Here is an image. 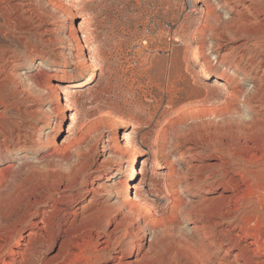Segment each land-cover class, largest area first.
<instances>
[{"label":"rangeland","instance_id":"obj_1","mask_svg":"<svg viewBox=\"0 0 264 264\" xmlns=\"http://www.w3.org/2000/svg\"><path fill=\"white\" fill-rule=\"evenodd\" d=\"M68 2L65 16L55 0H0V143L7 134L15 145L5 153L0 146V168L11 164L0 173V209L21 179L39 184V196L67 183L65 199L78 211L81 204L85 210L100 204L112 206L113 214L128 196L141 210L138 236L120 228L113 243L118 256L133 260L162 239H195L186 212L219 190L220 174L245 167L258 180L247 208L256 209L250 227L264 237V136L254 135L255 141L243 134L252 112L242 97L230 95L245 93L253 81L232 70L229 46L219 48L212 31L235 8L221 0ZM76 26L80 49L71 45ZM84 54L89 63L76 67ZM259 60L261 69L264 55ZM61 77L67 79L63 90H53ZM214 161L224 162L206 172L213 182L208 193L185 187L179 177L188 178L190 166ZM132 164L140 170L134 182L128 179ZM169 168L178 177L168 176ZM90 184L100 187L95 195L86 189ZM113 221L93 230L94 238L103 241ZM46 249L31 264L55 245ZM115 250H105L103 260ZM86 253L58 263L95 264Z\"/></svg>","mask_w":264,"mask_h":264},{"label":"bare ground","instance_id":"obj_2","mask_svg":"<svg viewBox=\"0 0 264 264\" xmlns=\"http://www.w3.org/2000/svg\"><path fill=\"white\" fill-rule=\"evenodd\" d=\"M55 1L58 9L68 16V0ZM221 1L224 5H229L230 10L235 8V11L221 25L219 19L216 20L217 24L212 27V31L219 48L229 46L230 51H227V55L230 57V62L228 64L232 70L248 75L253 81L248 91L244 90L245 93L236 90L230 93L235 99L242 97L244 105L252 112L249 123L245 124L243 129L241 128L243 134L248 135L251 140L254 135L264 136V66L261 69L258 68L260 56L264 55V0ZM72 28L75 30L71 37V45L79 48L81 36L78 33V27ZM237 41L240 44H230ZM89 61V55L84 54L73 63L76 67H84ZM66 81L65 77L54 81L53 90L61 92ZM64 119L65 114L61 122ZM9 137L7 134L1 135L0 146L4 153L15 148V145L12 146L9 141H6ZM262 142H264L263 139ZM223 162L221 161V164ZM221 164L216 161L201 166L196 164L190 166L191 174L188 178H179L184 180L187 189L192 190L201 186L204 189L202 191L208 193L213 182H208L206 172L211 168L222 166ZM9 167L11 164L4 165L0 168V173ZM236 169V172L231 169L230 174L227 171L220 174L219 190L210 192L212 193L210 197L202 198L186 212L184 217L194 224L195 239L187 237L162 239L156 244H148L149 247L133 260H123L118 256L121 250L120 247H115L113 234L120 228H125V234L136 239L138 233L135 215L137 217L141 214L136 201L128 196L121 197L120 207L114 209L113 214L109 213L113 209L112 206L100 204L91 206L92 208L87 210L84 208L85 204H81L78 206L80 208L78 211L71 208L65 199L68 196L63 191L65 186H68L67 183L55 189L54 193L47 191L39 196L36 195L39 184L32 185L26 180H17L12 184V192L6 195V198L4 197V205L0 209V264H31L38 259L40 251L44 248L50 250L54 245L55 249L50 250L51 255L41 258L40 264H54L58 261L66 263V260L74 257L78 251L83 253L86 250L95 264H264V237L259 233L260 231H254L250 227L255 222L256 209H247L254 203L251 197L258 189L256 171L245 167ZM139 171L132 164L128 172L129 181L134 182ZM166 174L170 177H178L174 168L172 170L169 168ZM129 187L135 189L137 184ZM99 188L94 184L86 187L91 195L99 192ZM86 201L90 202V199L87 198ZM87 218L91 219L90 225L84 227L82 223ZM105 221H107L106 224L113 221V226L106 232L105 239L99 242L98 238H94L92 231L100 229ZM248 236L251 238L248 239ZM118 244H121V241ZM110 245L112 251L115 249L117 251L115 250L114 255L108 254L109 259L105 261L104 253L108 248L111 250ZM132 246L133 252L137 251L135 240L132 241ZM128 257L130 256H125V259Z\"/></svg>","mask_w":264,"mask_h":264}]
</instances>
